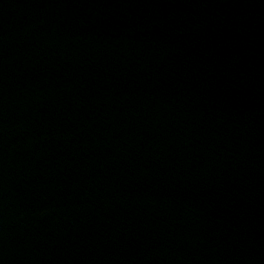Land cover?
<instances>
[{
  "label": "water",
  "instance_id": "95a60500",
  "mask_svg": "<svg viewBox=\"0 0 264 264\" xmlns=\"http://www.w3.org/2000/svg\"><path fill=\"white\" fill-rule=\"evenodd\" d=\"M0 264H264V0H0Z\"/></svg>",
  "mask_w": 264,
  "mask_h": 264
}]
</instances>
